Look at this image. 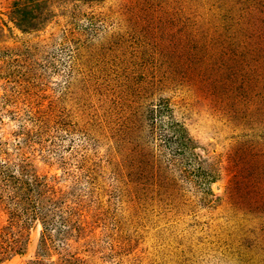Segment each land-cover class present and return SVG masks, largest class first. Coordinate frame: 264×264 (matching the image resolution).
<instances>
[{"label": "rangeland", "instance_id": "374dc122", "mask_svg": "<svg viewBox=\"0 0 264 264\" xmlns=\"http://www.w3.org/2000/svg\"><path fill=\"white\" fill-rule=\"evenodd\" d=\"M0 264H264V0H0Z\"/></svg>", "mask_w": 264, "mask_h": 264}]
</instances>
